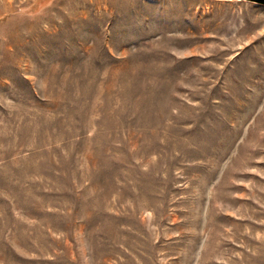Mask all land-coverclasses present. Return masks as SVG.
<instances>
[{
	"label": "rangeland",
	"instance_id": "rangeland-1",
	"mask_svg": "<svg viewBox=\"0 0 264 264\" xmlns=\"http://www.w3.org/2000/svg\"><path fill=\"white\" fill-rule=\"evenodd\" d=\"M0 264H264V5L0 0Z\"/></svg>",
	"mask_w": 264,
	"mask_h": 264
},
{
	"label": "water",
	"instance_id": "water-1",
	"mask_svg": "<svg viewBox=\"0 0 264 264\" xmlns=\"http://www.w3.org/2000/svg\"><path fill=\"white\" fill-rule=\"evenodd\" d=\"M246 1H251L260 5H264V0H246Z\"/></svg>",
	"mask_w": 264,
	"mask_h": 264
}]
</instances>
